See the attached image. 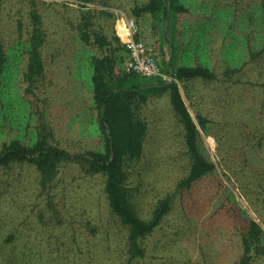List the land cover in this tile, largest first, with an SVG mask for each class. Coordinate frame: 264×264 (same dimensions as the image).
Masks as SVG:
<instances>
[{"label":"rangeland","instance_id":"obj_1","mask_svg":"<svg viewBox=\"0 0 264 264\" xmlns=\"http://www.w3.org/2000/svg\"><path fill=\"white\" fill-rule=\"evenodd\" d=\"M41 1L33 6L30 0H0V38L8 56L0 77V149L14 140L34 144L43 137L71 152L100 149L98 114L93 108L94 71L89 56L102 52L95 45L79 43L76 29L70 24L73 16L68 18V29L59 33V27L51 23L52 18L62 16L52 14L47 4L66 2L80 8V2ZM143 2L110 0L109 6L84 5L112 12L115 19L98 16L96 25L109 36L112 31L118 36L117 27L125 37L118 19L134 18L131 9ZM182 2L190 11L169 20H164L161 13L134 19L164 71L172 59L175 67L200 64L221 77L217 82L201 78L178 81L183 100L200 130L202 151L216 164L218 174L190 189L178 188L191 167L185 131L172 108L168 90L156 88L146 104L136 107L138 119L147 125L142 156L125 164V186L142 219L150 220L162 198L170 196L172 200L162 223L142 240L145 255L132 258L128 230L109 207L104 174L89 175L80 165L69 163L43 186L37 169L24 163L0 168V264H237L245 224L240 208L264 228L238 185L225 176L226 170L218 161L216 138L228 128L237 129L224 128L232 122L231 110L238 108L241 118L250 116V98L255 104L254 113H259L258 125L264 138V53L252 58L247 49L248 45L254 52L264 49V0ZM35 8L43 16L47 34L43 51L47 68L43 78L29 85L25 72L30 13ZM120 41L124 45L121 38ZM119 55L116 72L122 75L128 72L129 57L125 50ZM238 66L243 69L235 72L229 83L223 81L224 72ZM135 77L147 84H156L159 79ZM243 87H249V93L245 94ZM197 115L214 121L209 125L211 134L202 131ZM238 130L245 134L248 131L239 120ZM254 258L252 264H264V255Z\"/></svg>","mask_w":264,"mask_h":264},{"label":"trees","instance_id":"obj_2","mask_svg":"<svg viewBox=\"0 0 264 264\" xmlns=\"http://www.w3.org/2000/svg\"><path fill=\"white\" fill-rule=\"evenodd\" d=\"M40 1L30 0V3L33 6H38ZM76 1L82 4L80 8L71 7L66 2L60 4L54 1L47 4L46 9L52 8V14L62 16L60 19L52 18L51 20L53 25L59 27L56 33L68 29V18L73 16V21L70 24L76 29L75 37L78 38L79 43L95 45L102 52V55L99 56H89L94 71L92 76L93 108L97 110L98 114L102 148L85 152H71L59 145L51 144L48 137H43L34 144H23L14 140L4 143L0 149V168H9L14 164L24 163L33 165L40 174L43 186L51 181L56 174L58 175L61 166L69 163L80 165L89 175L104 174L105 194L109 207L128 230L127 241L132 258L143 257L145 250L141 245L142 240L162 223L171 209L172 200L170 196L159 200L150 220L142 219L130 202L125 186V164L128 160L142 156L147 134V125L138 119L136 107L146 104L154 89L163 87L168 90L172 108L183 125L186 149L191 159L190 171L180 181L178 188L190 189L197 182L217 175L218 172L216 164L202 151L200 130L183 100L178 81L184 82L201 78L217 82L221 77L215 70L200 64L175 67L172 65V59L168 62V70H162L173 76L175 78L173 81H165L158 77L156 84H147L137 80L135 73L117 74L116 65L120 60L119 53L122 50L127 52V50L113 31L109 36L96 25L98 16L115 19V15L108 10L87 9L84 5L96 3L109 6L110 0ZM189 11V7L182 0H145L141 4H135L130 15L135 19H140L147 14L161 13L164 20H169L175 14ZM30 18L31 29L25 78L26 82L32 85L38 78H43L46 72L47 66L43 51L48 41L47 34L43 29V16L38 8L31 11ZM18 28L22 30L20 24ZM139 29L137 38L145 42L141 35V28L139 27ZM247 49H249L248 55L250 54L252 58L264 53V49L254 52L251 45H248ZM7 62L8 56L0 38V77L5 72ZM242 67H229L224 72L225 78L222 80L229 83L235 72H240ZM248 84L253 85L254 83L249 82ZM248 89L241 88L245 94L249 93ZM250 101L247 102L250 103L248 104V113L250 114L248 118H241L238 115V108H236V110L230 111L232 122L222 124L224 128L235 126L237 129L228 128L221 135L216 136L219 144L217 155L220 166L226 170L225 176L238 185L258 219L264 224V138H261L262 130L258 125L259 113L258 115L254 113L253 98H250ZM242 106L244 105L242 104ZM225 113L227 110L223 114ZM197 119L202 131L205 134H211L209 125L214 121L202 115H197ZM238 120L246 125L247 134L238 130ZM238 138L241 140L238 141ZM210 139L214 141L212 137ZM232 198L235 200L234 196ZM240 212L245 224L241 231L242 253L237 264H252L255 256L264 255V228L242 207Z\"/></svg>","mask_w":264,"mask_h":264},{"label":"built area","instance_id":"obj_3","mask_svg":"<svg viewBox=\"0 0 264 264\" xmlns=\"http://www.w3.org/2000/svg\"><path fill=\"white\" fill-rule=\"evenodd\" d=\"M120 21H123L126 26V36L123 37L120 35L117 27L116 31L118 36L123 40L129 57V62L126 67L127 71L147 78L159 77L165 81L175 80L173 76L162 70L158 62L157 53L143 40L137 38L140 29L136 20L134 18H121L118 19L117 24Z\"/></svg>","mask_w":264,"mask_h":264},{"label":"bare ground","instance_id":"obj_4","mask_svg":"<svg viewBox=\"0 0 264 264\" xmlns=\"http://www.w3.org/2000/svg\"><path fill=\"white\" fill-rule=\"evenodd\" d=\"M118 26H119V30H120V32L124 35V36H126V34H125V24H124V22L123 21H120L119 22V24H118Z\"/></svg>","mask_w":264,"mask_h":264}]
</instances>
